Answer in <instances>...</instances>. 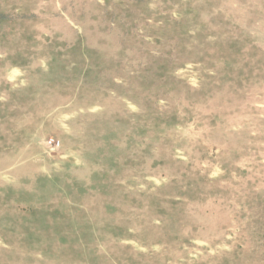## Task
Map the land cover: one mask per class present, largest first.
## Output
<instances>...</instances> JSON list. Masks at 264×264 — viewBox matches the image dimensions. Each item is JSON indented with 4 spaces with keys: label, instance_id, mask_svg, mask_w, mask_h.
Listing matches in <instances>:
<instances>
[{
    "label": "rangeland",
    "instance_id": "rangeland-1",
    "mask_svg": "<svg viewBox=\"0 0 264 264\" xmlns=\"http://www.w3.org/2000/svg\"><path fill=\"white\" fill-rule=\"evenodd\" d=\"M0 264H264V0H0Z\"/></svg>",
    "mask_w": 264,
    "mask_h": 264
},
{
    "label": "built area",
    "instance_id": "built-area-1",
    "mask_svg": "<svg viewBox=\"0 0 264 264\" xmlns=\"http://www.w3.org/2000/svg\"><path fill=\"white\" fill-rule=\"evenodd\" d=\"M54 146H57V143Z\"/></svg>",
    "mask_w": 264,
    "mask_h": 264
}]
</instances>
